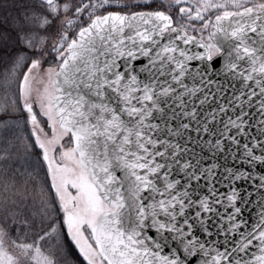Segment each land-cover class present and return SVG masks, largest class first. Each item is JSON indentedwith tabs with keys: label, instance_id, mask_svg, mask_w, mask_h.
<instances>
[{
	"label": "snow or ice",
	"instance_id": "snow-or-ice-1",
	"mask_svg": "<svg viewBox=\"0 0 264 264\" xmlns=\"http://www.w3.org/2000/svg\"><path fill=\"white\" fill-rule=\"evenodd\" d=\"M0 264H264V0H0Z\"/></svg>",
	"mask_w": 264,
	"mask_h": 264
},
{
	"label": "trees",
	"instance_id": "trees-1",
	"mask_svg": "<svg viewBox=\"0 0 264 264\" xmlns=\"http://www.w3.org/2000/svg\"><path fill=\"white\" fill-rule=\"evenodd\" d=\"M4 72L5 69L3 67H0V96L3 95L5 89L7 88L9 91L12 90L11 84L10 85H6L4 83Z\"/></svg>",
	"mask_w": 264,
	"mask_h": 264
},
{
	"label": "rangeland",
	"instance_id": "rangeland-1",
	"mask_svg": "<svg viewBox=\"0 0 264 264\" xmlns=\"http://www.w3.org/2000/svg\"><path fill=\"white\" fill-rule=\"evenodd\" d=\"M11 87H12V90H14L16 88L15 82L11 83Z\"/></svg>",
	"mask_w": 264,
	"mask_h": 264
}]
</instances>
